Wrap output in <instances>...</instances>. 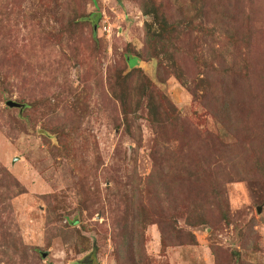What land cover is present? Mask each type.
I'll return each mask as SVG.
<instances>
[{
    "label": "rangeland",
    "instance_id": "rangeland-1",
    "mask_svg": "<svg viewBox=\"0 0 264 264\" xmlns=\"http://www.w3.org/2000/svg\"><path fill=\"white\" fill-rule=\"evenodd\" d=\"M148 2L175 24L203 0ZM235 3L253 84L264 0ZM146 23L159 35L135 0H0V264H264V85L230 132L202 103L220 42L143 60Z\"/></svg>",
    "mask_w": 264,
    "mask_h": 264
},
{
    "label": "trees",
    "instance_id": "trees-1",
    "mask_svg": "<svg viewBox=\"0 0 264 264\" xmlns=\"http://www.w3.org/2000/svg\"><path fill=\"white\" fill-rule=\"evenodd\" d=\"M135 1L139 5L142 13L150 15L153 22H155L161 29L158 33L159 35H154L150 30L152 24H145L144 48L143 53L139 55L143 60L158 58V54L161 52L158 47H161L163 51L167 44L173 47V52L175 54L176 47L173 45L179 46L182 49L181 51H183V48H188L189 52H191L196 49L199 40L209 43V46L211 45V47H213L217 41L220 42L221 49L220 52H217V57L222 60L223 63L220 61L219 66L224 68V70H221L220 73L218 70L217 73L213 71L216 81L213 83V88L209 87L206 89L207 93L204 96V101H202V103L205 106L207 113L210 114L222 127L227 128L230 132L237 135H245V133H249L248 131L252 130L251 127L244 125L243 122L240 124L238 123L236 111L238 108L236 104L243 100V102H245V108L249 111L251 109H258L256 105L257 96L255 97L253 86L258 84L264 85V58L258 54H251L249 57L247 51V56L245 54L243 59L244 61H247L249 70H252V75L250 78L246 75V78L253 84L239 81V79L243 77L241 73V65L244 62L242 60H235L237 55L240 57V54L237 53V47L240 42H247L245 48L248 50L249 41V35L240 31L241 28L237 21L240 17L239 14L242 12V7L239 5L237 6V3L232 6V0H216L215 6L212 5V0H203L202 6H196L195 4L190 5L189 9L191 8V11L188 9H178L180 12V19H178L175 24L182 26L183 23L181 24L177 22L186 21V25H184L185 27L178 30L179 27L174 23L171 22V24H167L165 19H167L168 8H166L165 5L161 4V6H156L154 3H149L148 0ZM199 10L202 12V19L200 20ZM216 10H220L221 13L219 14ZM159 13H162L163 15L162 20L157 19ZM74 15V18L82 17L81 14H73L71 19L68 20L69 28L80 24L81 19H73ZM88 17L89 15L82 18L89 19ZM247 21L251 26L248 28V33L250 28L255 32L256 30L253 29L251 25L253 22L249 19H247ZM206 24L210 25L211 28H208ZM176 31L179 35L175 34ZM216 31L220 34L219 38L215 37ZM167 33L168 35L165 36ZM209 37L212 39H209ZM91 39L96 42L93 32ZM220 39L223 40L221 41ZM176 41L177 44L175 43ZM179 47L176 49L180 54ZM209 53L211 54L212 51L210 50ZM235 53L237 55H235ZM181 55L186 58L183 52ZM226 56H228V58H226ZM132 58L133 57L126 55L125 60L127 65L130 64ZM206 67H208V65H206ZM160 69H162V64L161 61L158 60V73ZM208 72L206 75H208ZM126 78L127 77H125V79ZM238 87H240V89H238ZM72 221L75 222V220ZM164 245L165 243H163V246ZM124 249L125 248L121 250V256L125 264H130L131 262L132 264H145V256L137 255V259H134V251L132 254H129L130 251L126 252Z\"/></svg>",
    "mask_w": 264,
    "mask_h": 264
},
{
    "label": "water",
    "instance_id": "water-1",
    "mask_svg": "<svg viewBox=\"0 0 264 264\" xmlns=\"http://www.w3.org/2000/svg\"><path fill=\"white\" fill-rule=\"evenodd\" d=\"M6 104L9 107H18V108H21L23 106V104L17 103L16 101H13V100H7L6 101ZM257 210L259 211L260 210V207H258Z\"/></svg>",
    "mask_w": 264,
    "mask_h": 264
}]
</instances>
